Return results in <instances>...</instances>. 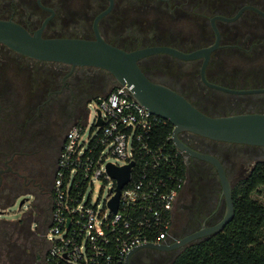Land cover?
I'll use <instances>...</instances> for the list:
<instances>
[{
  "label": "flooded vegetation",
  "instance_id": "flooded-vegetation-1",
  "mask_svg": "<svg viewBox=\"0 0 264 264\" xmlns=\"http://www.w3.org/2000/svg\"><path fill=\"white\" fill-rule=\"evenodd\" d=\"M0 20L48 39L92 40L95 27L106 43L126 52L160 47L185 57L201 53L186 59L157 53L137 65L151 82L207 116L264 114V0H0ZM116 87L105 71L37 62L0 46V190L22 187L27 199L44 202L43 226L67 131L85 120L88 103ZM178 138L188 152L180 155L184 183L172 206L170 236L160 245L174 247L137 250L128 264H148L149 256L151 264H172L224 229L180 245L225 217L217 171L197 155L221 165L231 198L233 188L264 164L262 147L187 132Z\"/></svg>",
  "mask_w": 264,
  "mask_h": 264
},
{
  "label": "built area",
  "instance_id": "built-area-1",
  "mask_svg": "<svg viewBox=\"0 0 264 264\" xmlns=\"http://www.w3.org/2000/svg\"><path fill=\"white\" fill-rule=\"evenodd\" d=\"M94 101L92 135L81 139L87 112L67 131L58 155L50 214L40 232L47 244L45 264H126L135 248L166 245L171 233L172 206L184 177L177 176L182 158L172 132L157 139L158 129L169 123L138 105L125 86ZM130 164L129 181L117 195L107 166ZM95 182L109 186L102 204L91 203Z\"/></svg>",
  "mask_w": 264,
  "mask_h": 264
},
{
  "label": "water",
  "instance_id": "water-1",
  "mask_svg": "<svg viewBox=\"0 0 264 264\" xmlns=\"http://www.w3.org/2000/svg\"><path fill=\"white\" fill-rule=\"evenodd\" d=\"M103 15H100V19ZM96 20V21H97ZM94 39L43 38L40 32L28 33L22 26L11 20H0V46L16 55L46 63H57L71 68H95L112 76L117 86L130 89L132 98L148 113L167 121L172 127V141L177 150L187 152L178 136L187 132L210 141L264 148V114H238L210 117L195 109L182 96L169 88L153 83L141 72L137 62L149 55L166 53L178 58H193L201 53L181 56L167 48L148 47L126 52L106 43L94 27ZM205 52V51H203ZM97 115L99 113L97 112ZM97 126L101 122L96 123ZM188 153V152H187ZM211 163L216 171L225 201V217L208 232L200 233L183 240L180 245L195 238L213 234L223 229L233 218L234 208L230 188L221 165L213 158L197 155ZM131 164L122 168L107 166V172L116 182L118 192L129 181ZM117 197L110 206L115 212ZM22 205L20 202L19 207ZM147 244L135 248L127 257L140 249H171Z\"/></svg>",
  "mask_w": 264,
  "mask_h": 264
},
{
  "label": "trees",
  "instance_id": "trees-1",
  "mask_svg": "<svg viewBox=\"0 0 264 264\" xmlns=\"http://www.w3.org/2000/svg\"><path fill=\"white\" fill-rule=\"evenodd\" d=\"M171 132V126L166 124L158 129L157 139L162 142ZM178 161L181 172L177 176L182 178L184 166L182 160ZM259 189H264V164L256 165L233 188L231 222L215 236L188 247L172 264H264V206L251 198ZM32 222L35 221L28 220L26 232Z\"/></svg>",
  "mask_w": 264,
  "mask_h": 264
},
{
  "label": "rangeland",
  "instance_id": "rangeland-1",
  "mask_svg": "<svg viewBox=\"0 0 264 264\" xmlns=\"http://www.w3.org/2000/svg\"><path fill=\"white\" fill-rule=\"evenodd\" d=\"M86 112L88 119L81 136L82 140H86L94 131L95 101L87 104ZM108 162L119 163L113 158H108ZM236 183V180L232 179V184ZM259 190L260 192L252 194L251 198L264 206V189ZM108 192V185L95 182L91 192V203L102 204ZM20 202L22 205L19 207ZM45 207L42 201L32 202L30 198L27 199V191L22 187L13 186L0 190V264H44L42 257L47 244L42 241L40 232L45 222ZM28 220L35 222H32L31 228L26 232ZM150 258L152 257L149 256L146 260L148 264L153 261Z\"/></svg>",
  "mask_w": 264,
  "mask_h": 264
}]
</instances>
